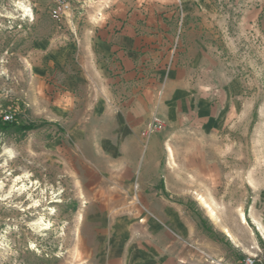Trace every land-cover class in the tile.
I'll use <instances>...</instances> for the list:
<instances>
[{"label": "crops", "instance_id": "obj_1", "mask_svg": "<svg viewBox=\"0 0 264 264\" xmlns=\"http://www.w3.org/2000/svg\"><path fill=\"white\" fill-rule=\"evenodd\" d=\"M205 1L114 0L78 43L50 50L45 77L34 74L28 102L48 129L45 162L83 196L82 264H212L164 162V123L194 113L218 123L239 101L228 80L211 106L213 49L189 35L188 18Z\"/></svg>", "mask_w": 264, "mask_h": 264}, {"label": "rangeland", "instance_id": "obj_2", "mask_svg": "<svg viewBox=\"0 0 264 264\" xmlns=\"http://www.w3.org/2000/svg\"><path fill=\"white\" fill-rule=\"evenodd\" d=\"M113 1L74 0L63 16L52 0H0V264H82L91 254L79 235L81 189L45 162L48 129L29 107V88L35 73L45 77L50 50L78 43ZM194 3L189 35L206 36L213 49L211 106L219 107L228 80L237 81L239 101L218 123L194 112L164 123L172 150L165 166L211 249L209 262L264 264V0ZM27 124L36 129H17Z\"/></svg>", "mask_w": 264, "mask_h": 264}, {"label": "built area", "instance_id": "obj_3", "mask_svg": "<svg viewBox=\"0 0 264 264\" xmlns=\"http://www.w3.org/2000/svg\"><path fill=\"white\" fill-rule=\"evenodd\" d=\"M54 4V11L57 14L66 16L70 13L72 9V3L74 0H52ZM3 120L6 122H11L13 120V115L7 114L3 117ZM244 264H254V261L250 258H247L244 261Z\"/></svg>", "mask_w": 264, "mask_h": 264}, {"label": "bare ground", "instance_id": "obj_4", "mask_svg": "<svg viewBox=\"0 0 264 264\" xmlns=\"http://www.w3.org/2000/svg\"><path fill=\"white\" fill-rule=\"evenodd\" d=\"M199 201L201 202V204L203 205V207L206 209L208 215L212 218V219H216V213L215 210L212 208V206L201 196L198 197ZM241 218L242 220H244L243 215L241 214ZM227 235H229V232L226 231Z\"/></svg>", "mask_w": 264, "mask_h": 264}, {"label": "trees", "instance_id": "obj_5", "mask_svg": "<svg viewBox=\"0 0 264 264\" xmlns=\"http://www.w3.org/2000/svg\"><path fill=\"white\" fill-rule=\"evenodd\" d=\"M4 125L7 123H3ZM7 127V126H6ZM17 129L21 132V133H25L31 130L36 129V126L33 124H27V125H18Z\"/></svg>", "mask_w": 264, "mask_h": 264}]
</instances>
